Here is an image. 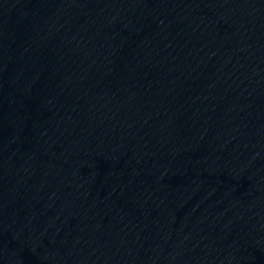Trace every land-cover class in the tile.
Instances as JSON below:
<instances>
[{
	"label": "water",
	"instance_id": "95a60500",
	"mask_svg": "<svg viewBox=\"0 0 264 264\" xmlns=\"http://www.w3.org/2000/svg\"><path fill=\"white\" fill-rule=\"evenodd\" d=\"M0 264H264V0H0Z\"/></svg>",
	"mask_w": 264,
	"mask_h": 264
}]
</instances>
